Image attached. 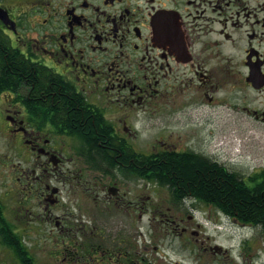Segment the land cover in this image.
Segmentation results:
<instances>
[{
  "label": "flooded vegetation",
  "instance_id": "flooded-vegetation-1",
  "mask_svg": "<svg viewBox=\"0 0 264 264\" xmlns=\"http://www.w3.org/2000/svg\"><path fill=\"white\" fill-rule=\"evenodd\" d=\"M0 53L14 158L0 264L5 216L56 264H264V220L186 194L161 165L264 181V163L231 168L195 138L264 127V0H0ZM229 227L238 254L218 239Z\"/></svg>",
  "mask_w": 264,
  "mask_h": 264
},
{
  "label": "trees",
  "instance_id": "trees-1",
  "mask_svg": "<svg viewBox=\"0 0 264 264\" xmlns=\"http://www.w3.org/2000/svg\"><path fill=\"white\" fill-rule=\"evenodd\" d=\"M3 54L0 53L1 57ZM5 61L9 63L7 68H9L11 78L15 76V78L25 79L28 77L22 66L18 67L13 60L8 58ZM165 162L161 165L167 179L186 194L191 193L204 202L219 205L241 221L264 220V196L254 197L253 195L255 191L264 189V181H241L232 175H225L222 169L205 162H198L196 166L176 160ZM18 240L11 226L5 223L3 242L6 250L22 264H35L33 258L30 261L25 258V255H29L28 248L23 247L21 238ZM6 257L9 256L6 255Z\"/></svg>",
  "mask_w": 264,
  "mask_h": 264
},
{
  "label": "rangeland",
  "instance_id": "rangeland-1",
  "mask_svg": "<svg viewBox=\"0 0 264 264\" xmlns=\"http://www.w3.org/2000/svg\"><path fill=\"white\" fill-rule=\"evenodd\" d=\"M216 134L218 135L214 136L212 141L206 133L196 135V141L199 143V145L196 146L199 148L209 147L212 152L220 153L224 156V159H227L228 161L231 159L239 162V164L245 165L242 169L246 172L251 171V168L256 163H264V127H255L253 124L245 123L244 129L238 128L236 131H228L225 133L220 132ZM178 135L180 134H177L176 136ZM176 136L174 137L176 138ZM180 136L182 137L177 140L184 141V138H186L189 143H193L195 139L191 138L194 137L192 134H183ZM229 138H233L235 144H232L234 147H232V145L229 146L228 154L225 149L228 143H231ZM0 139V196L3 197L6 194H10L9 189L10 191L12 190V183L7 181V179L9 177L12 178V165L14 164V158L10 146L7 145V142L3 140L1 136ZM226 140H228V142ZM228 164L231 168L236 167L230 162ZM237 168H240V166ZM7 186L10 188L8 189ZM5 199L7 200L6 197ZM10 201L12 202L11 197ZM6 203L8 204V208L12 209V203ZM226 232L224 235L218 237L219 241L228 246H233L234 253L238 254L241 239L240 233L243 234V232L236 231L232 227L226 229ZM245 232L250 233L249 231ZM32 235L34 234L32 233ZM30 241H34L36 243V245L35 243H32L33 248L31 250H37L36 258L38 260V264H56L54 261L50 260V251L54 248V245L42 241L37 242L35 239H31ZM30 241L26 240L27 243L25 244L27 246L30 245ZM51 258L56 260L54 257ZM4 262L7 264H15L13 260L6 261L4 259ZM58 263L61 264V261H58Z\"/></svg>",
  "mask_w": 264,
  "mask_h": 264
}]
</instances>
